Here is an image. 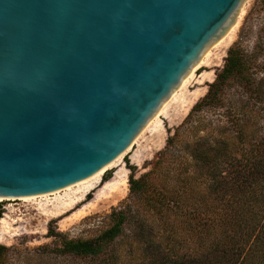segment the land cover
Returning <instances> with one entry per match:
<instances>
[{"label":"water","instance_id":"1","mask_svg":"<svg viewBox=\"0 0 264 264\" xmlns=\"http://www.w3.org/2000/svg\"><path fill=\"white\" fill-rule=\"evenodd\" d=\"M247 1L0 0V197L115 160Z\"/></svg>","mask_w":264,"mask_h":264},{"label":"trees","instance_id":"2","mask_svg":"<svg viewBox=\"0 0 264 264\" xmlns=\"http://www.w3.org/2000/svg\"><path fill=\"white\" fill-rule=\"evenodd\" d=\"M263 51L262 39L250 50L233 43L152 166L136 177L129 165L133 200L90 238H69L51 220L49 255L72 264H264ZM11 258L0 243V264Z\"/></svg>","mask_w":264,"mask_h":264},{"label":"rangeland","instance_id":"3","mask_svg":"<svg viewBox=\"0 0 264 264\" xmlns=\"http://www.w3.org/2000/svg\"><path fill=\"white\" fill-rule=\"evenodd\" d=\"M257 3L258 0L246 2L227 40L211 48L209 56L193 70L183 88L168 100L157 120H151L129 148L85 187L33 200H22L24 197L0 200V243L14 253L7 264H72L69 258L57 261L54 255H49L57 243L47 234L49 222L52 220L54 228L69 238H90L109 225V213L114 207L133 200L128 190L129 165L134 166L136 177L152 166L167 136L206 93L207 84L222 67L227 49L233 43L240 41L250 50L259 40L264 42V9ZM76 193L83 196L78 199ZM67 199L75 203L61 207L65 201H70ZM133 231L132 227L128 234Z\"/></svg>","mask_w":264,"mask_h":264},{"label":"bare ground","instance_id":"4","mask_svg":"<svg viewBox=\"0 0 264 264\" xmlns=\"http://www.w3.org/2000/svg\"><path fill=\"white\" fill-rule=\"evenodd\" d=\"M232 30V29H231ZM230 30V31H231ZM230 31L222 38V39H220L212 48L214 49V48H216V47H219L221 44H223L226 40H227V38L231 35L230 34ZM233 31V30H232ZM211 49H209L206 53H205V55H204V57L201 59V61L197 64V65H195L194 67H193V69L183 78V80L181 81V84L179 85V88L175 91V92H173V94L171 95V97L172 96H174V94H176V92L178 91V90H181L182 88H183V86L185 85V83L187 82V80H188V78L191 76V74H192V72H193V70L197 67V66H199L200 64H202L206 59L205 58H207L208 56H209V54H210V51ZM170 97V98H171ZM169 98V99H170ZM168 99V100H169ZM172 99V98H171ZM170 99V100H171ZM168 100L163 104V106L159 109V111L156 113V115L152 118V120H157V118H158V116H160V114H162V112H163V110H164V107L165 106H167V103H169L168 102ZM150 123V122H149ZM148 123V124H149ZM147 124V125H148ZM129 148V147H128ZM127 148V149H128ZM126 149V150H127ZM125 150V151H126ZM124 151V152H125ZM123 154V153H122ZM120 156V155H119ZM118 156V157H119ZM117 157V158H118ZM116 158V159H117ZM115 159V160H116ZM115 160H113L112 162H114ZM112 162L111 163H109L108 165H106L105 167H103V168H101L99 171H97L96 173H94L93 175H91L90 177H88V178H85V179H83V180H81V181H78V182H76V183H74L73 185H69V186H67V187H65V188H63L62 190H60V191H56V192H53V193H50V194H42V195H34V196H26V197H24V198H22V200H33V199H37V198H43V197H47V196H50V195H53V194H57V193H60V192H67V191H69V190H71V189H73V188H75V187H81V186H83L84 185V187H85V185L89 182V181H91L92 179H94V178H96L97 176H99L107 167H109L111 164H112ZM91 185V184H90ZM93 185V184H92ZM108 186V185H107ZM82 188V187H81ZM86 189V188H85ZM87 189H88V187H87ZM86 191V190H85ZM115 191V190H114ZM82 192H83V190H82ZM115 193V192H114ZM77 194V193H76ZM114 195H116V194H114ZM77 196V198L79 199L81 196H83V193H79V194H77L76 195ZM3 197H0V200L2 199ZM67 200H70V199H67ZM61 203H63V202H61ZM75 203V201H65L62 205H61V207H67V206H69V205H71V204H74ZM60 206V205H59Z\"/></svg>","mask_w":264,"mask_h":264}]
</instances>
